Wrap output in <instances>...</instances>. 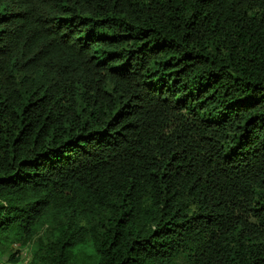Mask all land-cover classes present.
I'll return each instance as SVG.
<instances>
[{
	"label": "trees",
	"instance_id": "obj_1",
	"mask_svg": "<svg viewBox=\"0 0 264 264\" xmlns=\"http://www.w3.org/2000/svg\"><path fill=\"white\" fill-rule=\"evenodd\" d=\"M264 264V0H0V264Z\"/></svg>",
	"mask_w": 264,
	"mask_h": 264
},
{
	"label": "rangeland",
	"instance_id": "obj_2",
	"mask_svg": "<svg viewBox=\"0 0 264 264\" xmlns=\"http://www.w3.org/2000/svg\"><path fill=\"white\" fill-rule=\"evenodd\" d=\"M21 259L23 260V262L30 264L31 257H30V254L28 252H26L25 254H22Z\"/></svg>",
	"mask_w": 264,
	"mask_h": 264
},
{
	"label": "clouds",
	"instance_id": "obj_3",
	"mask_svg": "<svg viewBox=\"0 0 264 264\" xmlns=\"http://www.w3.org/2000/svg\"><path fill=\"white\" fill-rule=\"evenodd\" d=\"M26 253V252H25ZM24 252L22 253V254H25ZM22 256V255H21ZM9 264H27V263H25V262H23V260L21 259V261L20 262H18V263H9Z\"/></svg>",
	"mask_w": 264,
	"mask_h": 264
}]
</instances>
